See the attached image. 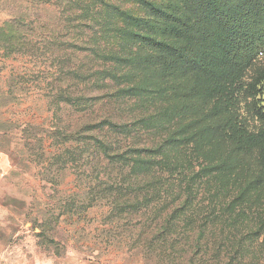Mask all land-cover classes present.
Instances as JSON below:
<instances>
[{
    "label": "rangeland",
    "instance_id": "1",
    "mask_svg": "<svg viewBox=\"0 0 264 264\" xmlns=\"http://www.w3.org/2000/svg\"><path fill=\"white\" fill-rule=\"evenodd\" d=\"M151 1L173 16L165 33L168 44L183 46L189 61L197 60L198 65L186 64L178 69L170 53L165 94L139 97L136 101L112 98L116 85L107 80L108 88L97 78L96 88L89 91L97 116L128 123L138 120L150 106L165 104L169 130L186 136L188 142L165 151L175 165L181 161L184 176L179 179L174 174L177 171L164 170L159 179L181 195L191 184L186 204L191 206L189 213L205 215L196 225L210 220L203 227L207 248L218 247V242L230 234L234 235L232 244H236V231L246 234L243 245L258 251L256 255L260 253L264 264V179L260 181L264 162L259 158L264 157V135L262 143L254 145L247 142L243 130L234 132L236 128L224 127L233 118V123L241 124L248 132L264 131V121L256 114V106L264 107V80L258 86L261 93L249 90L259 77L264 78V54L252 67L238 64L232 55L218 67V38L225 33L218 21H211L208 37L199 32L177 37L178 18L186 21L188 31L189 25L195 23L187 12L186 0ZM31 3L32 0H0V28L30 8L31 21L49 18L52 23L58 22L57 5L36 8ZM16 25L21 33L35 26L24 28L21 19L16 20ZM143 28L146 33L147 27ZM23 35L24 39L19 36L14 43L26 42L28 34ZM119 37L113 33L112 39L119 40L117 48H123L128 42ZM32 38L42 42L38 36ZM15 44L12 50L16 53L10 58L5 57L7 51L0 44V264L184 263L169 255V238L161 242L162 237L156 240L153 234L155 226L162 224L175 207H182L184 201L175 202L177 198L166 194L148 209L138 211L137 205L133 206L136 200L125 201L129 196L123 190L112 192L114 184L121 182L116 166L111 163L115 168L109 167L99 148L84 144V140L80 144L70 142L69 134H59L73 132L78 121L84 119L73 113L70 104L53 103V95L76 79L68 74L66 81L56 82L63 69L59 61L62 53L57 59L49 51H38L36 47V51L26 53V47ZM112 45L109 49L114 50ZM134 50L137 55L152 51L142 43ZM75 51L69 47L67 53L73 58ZM73 62L74 59L68 62V72ZM102 67L100 62L91 65L94 70ZM127 73L131 71L127 69ZM133 73L138 74V81L144 78L141 71ZM107 91L110 94L105 95ZM227 132L229 135L224 134ZM118 137L121 136L113 138L114 143ZM139 137L135 141L153 140L151 134ZM181 211L176 214L181 215L180 221L176 220L180 228L174 227L184 235L179 241L187 244L193 241L191 235L198 228L192 227L195 218L184 219L186 214L183 208ZM206 253L208 256L209 251Z\"/></svg>",
    "mask_w": 264,
    "mask_h": 264
},
{
    "label": "trees",
    "instance_id": "2",
    "mask_svg": "<svg viewBox=\"0 0 264 264\" xmlns=\"http://www.w3.org/2000/svg\"><path fill=\"white\" fill-rule=\"evenodd\" d=\"M32 1L31 4L36 8L47 4L57 5L59 9L58 22L52 23L49 18L31 21L33 13L30 8L28 12L18 16L20 18L13 16L11 20L3 24L0 28V44H3L7 51L5 57L10 58L16 53L12 50L14 41L19 40V36L20 39H24L23 33L26 32L28 34L26 42L15 44L17 46L22 44L23 47H26V53L36 51V47L38 51H49L57 59L62 53L59 61L63 69L60 72V77L55 78L56 82L66 81L68 74L76 79L68 87H61L59 92L53 95V103L57 104L63 101L70 104L73 113L84 117V119L78 121L73 132L61 131L59 134H69L70 142L80 144L84 140V144L99 148L108 160L109 167L115 165L120 174L119 177H121V182L115 183L114 189L112 187L110 190L112 192L123 190L124 194L129 196V199L125 201L136 200V204L133 206L137 205L138 211L148 209L154 202L161 201L166 194L174 196L173 199L177 198L175 202L184 201L182 207H175L171 214L162 221V224L156 225L153 230L156 240L161 237V242H165L168 240L167 238L171 240L170 249H172L169 251V255L172 259L184 262L182 264H253V261L255 264H261L260 253L256 255L258 251L249 245H243L246 244V234H239L236 231L234 233L239 236L236 244H232L231 240L234 235L230 234L228 239L218 242V247L207 248L208 239L203 227L210 220L196 225L205 215L189 213L191 206L188 208L186 202L191 194V184L185 194L181 195L177 191L168 189L163 180L159 179V175L161 176L164 170L177 171L174 174L179 179L184 176V173H181V169H183L181 161H177L175 165L167 157L165 151L174 148L175 145L188 142L186 136L176 130H169V114L165 104L156 108L150 106L138 120L122 123L111 117L97 116L95 103L92 102L93 97H89V91L92 92L96 88L94 80L97 78L101 80L100 84L107 86L105 83L107 80L115 84L117 91L111 97L113 96L112 98L115 99L127 98V102L136 101L139 97L149 99L155 95L165 94V79L168 76L169 68H171L170 53L176 58L174 66L178 69L185 68L186 64L198 65L197 60L189 61L190 57L185 54L183 46H173L166 41L165 33L168 29V20L173 16L168 15L164 7L156 5L151 0ZM135 2H138L139 5L136 6ZM186 9L190 18H195V23L188 24L190 26L188 31L185 28L186 21L183 22L178 18L177 21L180 25L175 29L177 37L195 32L203 33L208 37L212 31L210 27L212 20L218 21L223 27L225 33L218 38V44L221 47L218 67L227 61L230 55L234 56L238 64L252 67L256 64L258 56L264 54V0H186ZM17 19L22 20L24 28L34 24L35 26L21 33L16 25ZM145 26L147 27L146 33L142 31ZM113 33L118 37L121 36L119 37L121 39H126L128 44L123 48H117L119 40L112 39ZM33 35L41 38L42 42L33 39ZM191 37L197 39L195 36L191 35ZM65 39L67 40L65 41ZM138 43L145 44L152 51L137 55L134 47ZM110 44H113L111 48L114 50L109 49ZM69 47L76 49L73 58L70 53H67ZM73 59L72 68L68 72L67 64ZM94 62H100L103 66L102 69H92L91 65ZM199 67L203 66L199 65ZM127 69L131 73L126 74ZM134 71L144 73V78L138 81L136 79L138 74L134 75ZM263 80V77H259L249 86V90L253 94L261 93L262 89H258V86ZM108 94L110 93L107 91L105 95ZM256 114L264 121V107L256 106ZM232 119L226 121L224 127L230 126V130L231 127H234L236 128L234 132L243 130V133L248 136V143L254 145L262 143L264 131L248 132L242 128L241 124L237 126L233 123ZM214 126L216 127V125ZM167 131L169 134H166ZM94 132L104 133V136L100 137ZM85 133L90 134L85 135ZM147 134L153 136L152 142H144L145 140L142 138L140 142L135 141L140 138L139 135ZM163 134H165L164 137ZM224 134L229 135V132ZM118 135L121 137H118L114 143L113 138ZM155 136L160 138L156 139ZM252 148L250 147V149ZM250 149H246L249 154L252 153ZM259 158L264 162V157L260 156ZM260 178L262 182L264 176L260 175ZM183 195H186L185 200L182 199ZM126 203H121L120 207L122 208ZM182 208L186 214L184 216L182 213L184 219L195 218L193 221L195 225L192 227L198 228L191 235L193 241L187 244L179 241L184 235L180 232L181 236H179L180 233L175 229V227L178 230L180 228L178 221H180L181 215L176 214L178 211L182 212ZM207 250L209 251L208 256ZM211 257L213 258L211 259Z\"/></svg>",
    "mask_w": 264,
    "mask_h": 264
}]
</instances>
